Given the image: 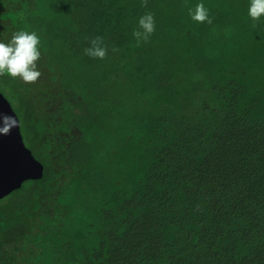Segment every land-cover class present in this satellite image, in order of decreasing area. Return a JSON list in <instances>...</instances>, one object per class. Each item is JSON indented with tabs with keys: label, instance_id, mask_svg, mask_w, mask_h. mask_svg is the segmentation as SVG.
Instances as JSON below:
<instances>
[{
	"label": "trees",
	"instance_id": "trees-1",
	"mask_svg": "<svg viewBox=\"0 0 264 264\" xmlns=\"http://www.w3.org/2000/svg\"><path fill=\"white\" fill-rule=\"evenodd\" d=\"M200 2L211 23L190 18ZM249 2L0 0V40L40 37L37 81L0 86L43 166L0 200V264H264V16ZM96 37L103 59L84 53Z\"/></svg>",
	"mask_w": 264,
	"mask_h": 264
},
{
	"label": "clouds",
	"instance_id": "clouds-1",
	"mask_svg": "<svg viewBox=\"0 0 264 264\" xmlns=\"http://www.w3.org/2000/svg\"><path fill=\"white\" fill-rule=\"evenodd\" d=\"M190 18L196 22L211 23L208 9L203 2L195 4L188 12ZM247 15L253 21L264 16V0H250ZM138 28L132 35L137 45L146 41L155 28L153 15L147 12L138 21ZM40 37L34 31L17 30L11 38L5 42L0 40V76L7 75L10 78H18L23 84H31L37 81L41 72L37 68V61L41 52L39 49ZM89 57L103 59L106 48L102 44V38L96 37L90 41V46L84 49ZM18 125L15 115L0 112V136H7Z\"/></svg>",
	"mask_w": 264,
	"mask_h": 264
},
{
	"label": "water",
	"instance_id": "water-1",
	"mask_svg": "<svg viewBox=\"0 0 264 264\" xmlns=\"http://www.w3.org/2000/svg\"><path fill=\"white\" fill-rule=\"evenodd\" d=\"M0 112L15 115L18 125L0 136V200L20 189L24 183L39 180L43 166L25 145L20 120L9 101L0 92Z\"/></svg>",
	"mask_w": 264,
	"mask_h": 264
},
{
	"label": "rangeland",
	"instance_id": "rangeland-1",
	"mask_svg": "<svg viewBox=\"0 0 264 264\" xmlns=\"http://www.w3.org/2000/svg\"><path fill=\"white\" fill-rule=\"evenodd\" d=\"M6 91H10L9 89H7ZM0 92L1 93H3L4 94V92H3V90H2V88H1V86H0ZM8 98V97H7ZM9 99V98H8ZM10 100V99H9ZM11 102V101H10ZM9 102V103H10ZM10 104H12L11 106H13V103L11 102ZM13 108V107H12ZM14 110V109H13ZM18 116V115H17ZM20 120V119H19ZM21 123V122H20ZM22 134H23V132H22ZM23 137H24V141H25V144H26V146L28 147V148H30V149H32V146H31V144H30V141H29V139L27 138L26 140H25V136H24V134H23Z\"/></svg>",
	"mask_w": 264,
	"mask_h": 264
}]
</instances>
